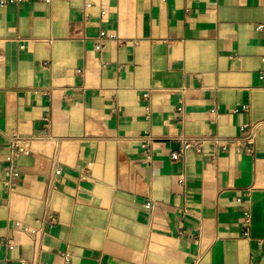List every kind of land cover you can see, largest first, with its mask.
Here are the masks:
<instances>
[{
    "label": "crops",
    "instance_id": "1",
    "mask_svg": "<svg viewBox=\"0 0 264 264\" xmlns=\"http://www.w3.org/2000/svg\"><path fill=\"white\" fill-rule=\"evenodd\" d=\"M258 23L264 0L0 6V264H264V124L253 153L169 158L177 135L237 138L264 120ZM102 30L123 42L97 52ZM13 133L60 143L21 155L9 185Z\"/></svg>",
    "mask_w": 264,
    "mask_h": 264
},
{
    "label": "built area",
    "instance_id": "2",
    "mask_svg": "<svg viewBox=\"0 0 264 264\" xmlns=\"http://www.w3.org/2000/svg\"><path fill=\"white\" fill-rule=\"evenodd\" d=\"M24 0H0V6L6 5L8 3H16ZM165 1V0H162ZM257 28H264V23H258ZM113 40L117 43H122L123 40L112 31L102 30L94 38L92 46L97 52L102 51L106 47V41ZM264 60V57H262ZM80 73V70H77ZM247 105H242V108H246ZM179 111L182 107L178 108ZM49 120L45 121V125L48 126ZM264 124V120H257L253 122L246 123L242 126V129H247L246 133L241 137H221L218 135H186L180 134L175 137L178 141L179 146L177 150L170 152L169 158L171 160L182 159L188 150H194L196 152H201L205 147L210 146L215 150H227L228 148H234L237 151H244L247 153H253L256 132ZM150 138V137H149ZM39 143H48L54 147V150L58 147L60 139L54 137L51 133L23 137L16 133L9 136L6 143V153H5V172H6V183L13 184L18 177V164L17 160L21 155H27L34 151V148ZM54 155V154H53ZM53 157L52 162V175L57 177L62 172V166L58 163L56 158ZM145 205L150 207L153 205L152 200H148ZM50 222H56V217L51 216L49 218ZM20 223H16V227H19ZM250 227H251V215L248 209L245 210L244 216L240 221L241 234L249 238L250 237ZM23 230L30 235H34L38 228L37 227H23ZM257 243L264 244V238L257 239ZM69 256L64 254V262L68 263Z\"/></svg>",
    "mask_w": 264,
    "mask_h": 264
}]
</instances>
